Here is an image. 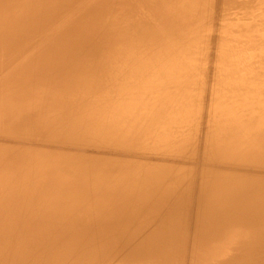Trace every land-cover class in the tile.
Returning a JSON list of instances; mask_svg holds the SVG:
<instances>
[{
    "label": "bare ground",
    "instance_id": "obj_1",
    "mask_svg": "<svg viewBox=\"0 0 264 264\" xmlns=\"http://www.w3.org/2000/svg\"><path fill=\"white\" fill-rule=\"evenodd\" d=\"M252 1L0 0V264H264V102L217 91L192 49Z\"/></svg>",
    "mask_w": 264,
    "mask_h": 264
},
{
    "label": "rangeland",
    "instance_id": "obj_2",
    "mask_svg": "<svg viewBox=\"0 0 264 264\" xmlns=\"http://www.w3.org/2000/svg\"><path fill=\"white\" fill-rule=\"evenodd\" d=\"M257 1L258 0H253L252 2H250V5L244 6L245 9H244V7H242L240 5H237L234 8L228 7L226 5V6H224V9H223V7L218 9V10H220L217 12L218 14L216 13L215 16H212L210 18V21H211L210 23H212L211 24L212 27L215 28V32L209 34L208 31L203 30L200 33L201 35H204L207 38H209L210 44L208 45V47H205V49L202 50V45L200 43V40H198L196 45L192 48L193 52L197 56V58L199 59L202 56L201 58H203V60H204V65L200 66L199 70L200 71L202 70L204 76H212L213 81H211V83L214 82L217 91L223 92L225 90L233 89V88L241 89L244 93L242 96L245 98L247 105H250V104L257 105V102H256L257 100L264 102V52H263L264 51L263 50L264 49V36H263L264 25L263 24L264 23H261V22H264V16H263L264 15V13H263L264 12V8H263L264 3H260L258 1L260 3L259 4V3H257ZM261 5L263 7H261V9H259ZM247 8L249 10H247ZM254 8L255 9L257 8V11L260 10V12H256V10H254ZM226 9H228V10H226ZM252 10L255 12H253ZM238 11L239 12L241 11V12L239 13ZM222 12H224V13H222ZM226 12H228V13H226ZM233 13H235V14L233 15ZM249 13H250V15H249ZM260 14L261 15L263 14L262 15L263 17H261ZM236 15H238V16H236ZM259 15H260V17H259ZM237 18H239V19H237ZM223 20H225V21H223ZM233 21L235 22V25L233 24ZM245 21L246 22L249 21V23H246ZM253 22H254L255 26H254ZM223 23H224V25H223ZM226 23H228V24H226ZM243 25L244 26L247 25L246 26L247 28L244 27ZM259 25H261L262 27H260ZM246 29H248V30H246ZM249 30H251V31H249ZM253 30H254V32H253ZM232 32H234V33H232ZM240 32H242V33H240ZM251 32H253V33H251ZM257 32H258V34H257ZM260 32L262 33V35ZM249 34H250V36H249ZM260 38H262V39H260ZM231 40H232V42H231ZM262 40H263V42H262ZM254 41H256V42H254ZM236 43H238V44H236ZM259 44L261 47L259 46ZM231 45H233V46H231ZM223 46H224V48H223ZM206 49H208V52H207L208 54L206 55L207 58H205L206 56L203 55V52L206 51ZM18 59L19 58H17L16 60H18ZM221 59L223 62V66L216 65L217 64L216 61L221 62ZM16 60H15V62H16ZM184 63H186V62H184ZM168 71H171V68H168ZM172 71H173V69H172ZM95 82L97 85L91 91L92 93L89 92V95H91L95 99H97L98 96L99 97L104 96V95L107 96L110 94V93H108L110 91L109 90L110 84H109V81L107 80V78L105 76H103L102 78H98V80ZM198 82L199 81H197V82L195 81L194 83H191L189 86H187L186 89L172 90V92L174 91L172 93V97H171V99H173V100L169 99L166 101V103L165 102L163 103L162 101L157 102V104H155V107L157 106V109L159 107V109L170 110L174 106H176V103L178 104L180 102H183L182 104H184V103L188 104L191 101L190 99H193L192 84L195 85V83L198 84ZM207 83H208V81H207ZM87 85H89L87 80L86 81L84 80L83 86L85 87ZM81 93L82 92H78V93H75V95L73 94L72 96H77V95L81 96V95H83V93L82 94ZM228 101L229 100L227 98V101L225 100V104L226 105H232V104H229ZM220 105H223V104H220ZM169 107H172V108H169ZM146 109L150 110L151 105H147ZM143 111H145V110H143ZM143 111L139 112V114L141 115V120H140V123L138 122L137 124L145 123L146 113H150V112H147V110H146V113H143ZM87 112H89V111H87ZM87 117L89 118V121H91V120L93 121V119L91 118L92 117L91 114L87 113ZM86 123L88 124V120ZM132 123L134 124L135 122H132ZM91 125L92 124H89V126H91ZM89 126H86V127H89ZM131 126H132V124H131ZM95 129L88 130V135H87L88 137L86 139V143L89 144V146L94 148L91 150L90 153H97V155H99V153H101L100 152V150H101L103 152V155H107L108 154L107 150L113 147V143H114L113 140L114 139H112V138L110 139L109 137H106V135L103 136L101 133H96ZM143 130H145L144 131L145 134L143 136L139 137L138 139L139 140H145L144 142H142L143 143L142 145L144 147H146V146L148 147L149 146L148 144L150 142H153L152 141V139H153L152 130L149 129V126H146V128ZM178 130H181V129L173 126V128L171 129V132H173V137H176L175 134L177 133ZM139 142H138V145L136 148L141 147V144L139 145ZM125 153L126 154L121 155V157H123V158L136 157V159H142L146 163L151 162L153 164L163 161V159H161L159 156L158 157L154 156V157L148 158V157H143V156L140 157V155H139L137 157V155L134 154L135 152L132 153V149L127 150ZM187 159L185 157H183V161H180V162H178L176 159H170V160L165 159V160L171 161V163H178V164L183 163L185 165H191L192 164L191 160H189V159L187 160Z\"/></svg>",
    "mask_w": 264,
    "mask_h": 264
}]
</instances>
